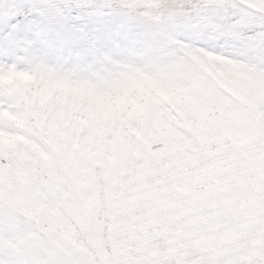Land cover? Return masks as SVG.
Here are the masks:
<instances>
[{"label":"snow or ice","instance_id":"snow-or-ice-1","mask_svg":"<svg viewBox=\"0 0 264 264\" xmlns=\"http://www.w3.org/2000/svg\"><path fill=\"white\" fill-rule=\"evenodd\" d=\"M0 264H264V0H0Z\"/></svg>","mask_w":264,"mask_h":264}]
</instances>
